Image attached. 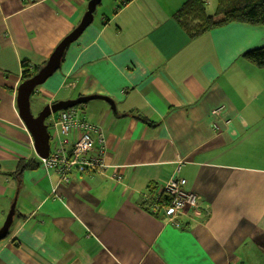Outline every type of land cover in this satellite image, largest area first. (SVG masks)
Wrapping results in <instances>:
<instances>
[{
  "label": "crops",
  "instance_id": "1",
  "mask_svg": "<svg viewBox=\"0 0 264 264\" xmlns=\"http://www.w3.org/2000/svg\"><path fill=\"white\" fill-rule=\"evenodd\" d=\"M185 1L116 0L35 89L42 108L115 102L79 107L104 131L108 167L65 182L41 165L17 173L38 155L16 96L22 62L43 66L89 0H0V228L14 206L0 264H264V69L242 58L264 26L190 38L173 18ZM174 177L198 200L178 227L148 209Z\"/></svg>",
  "mask_w": 264,
  "mask_h": 264
},
{
  "label": "built area",
  "instance_id": "2",
  "mask_svg": "<svg viewBox=\"0 0 264 264\" xmlns=\"http://www.w3.org/2000/svg\"><path fill=\"white\" fill-rule=\"evenodd\" d=\"M60 116L56 122L60 133L55 137L54 146L47 157H39L41 166L46 172L56 171L62 181L68 182L73 171L80 172H102L108 167L104 162V131L101 126L89 122L80 113L79 107L75 106L59 111ZM215 114L221 113V109H215ZM77 133L74 144L67 151V137ZM99 138L102 146L94 151V137ZM52 138V139H53ZM51 139V140H52ZM51 143V141H50ZM117 179L121 175H115ZM186 179L183 177L171 178L163 187L161 193L149 197V211L154 214L164 212L167 221L173 226H180V219L189 209L198 207L196 193L185 190Z\"/></svg>",
  "mask_w": 264,
  "mask_h": 264
},
{
  "label": "water",
  "instance_id": "3",
  "mask_svg": "<svg viewBox=\"0 0 264 264\" xmlns=\"http://www.w3.org/2000/svg\"><path fill=\"white\" fill-rule=\"evenodd\" d=\"M102 0H89L87 10L85 11L80 23L70 32L55 48L48 61L31 78L20 83L16 96V103L19 116L29 130L34 144V149L39 157H47L51 151V134L47 120L55 113L83 105L91 100L101 99L107 101L111 107L116 110L115 102L108 96L87 95L75 99L61 100L45 105L37 115L32 112L31 96L35 89L42 85L50 76H52L60 67L70 44L75 42L85 29L91 25L97 6ZM14 218V206L11 207L9 214L0 228V240L7 237L12 226Z\"/></svg>",
  "mask_w": 264,
  "mask_h": 264
},
{
  "label": "trees",
  "instance_id": "4",
  "mask_svg": "<svg viewBox=\"0 0 264 264\" xmlns=\"http://www.w3.org/2000/svg\"><path fill=\"white\" fill-rule=\"evenodd\" d=\"M216 2L214 12L211 13L207 0H186L173 14V18L190 38H196L207 31L230 23L264 26V0H216ZM242 58L250 64L264 69V46L245 51ZM41 67L23 61L21 81L31 78ZM39 165H41L39 159L21 163L17 173L20 174L25 169L35 168Z\"/></svg>",
  "mask_w": 264,
  "mask_h": 264
},
{
  "label": "rangeland",
  "instance_id": "5",
  "mask_svg": "<svg viewBox=\"0 0 264 264\" xmlns=\"http://www.w3.org/2000/svg\"><path fill=\"white\" fill-rule=\"evenodd\" d=\"M209 4H208V9L209 11L212 13L214 12V9L216 7V0H208ZM112 3H116V0H102L101 3L97 6L96 12L95 14H99L102 11H104V9H106L107 7H109V5H111ZM31 108H32V112L37 115L39 113V111L42 108V105H38L34 99V97H31ZM55 138H53L51 140V145L54 146L55 144Z\"/></svg>",
  "mask_w": 264,
  "mask_h": 264
}]
</instances>
